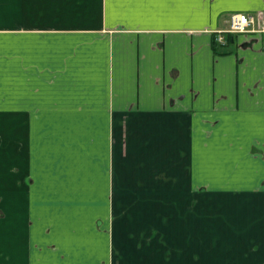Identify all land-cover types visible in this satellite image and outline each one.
Segmentation results:
<instances>
[{
    "label": "crops",
    "instance_id": "1",
    "mask_svg": "<svg viewBox=\"0 0 264 264\" xmlns=\"http://www.w3.org/2000/svg\"><path fill=\"white\" fill-rule=\"evenodd\" d=\"M264 0H0V264H264Z\"/></svg>",
    "mask_w": 264,
    "mask_h": 264
},
{
    "label": "built area",
    "instance_id": "2",
    "mask_svg": "<svg viewBox=\"0 0 264 264\" xmlns=\"http://www.w3.org/2000/svg\"><path fill=\"white\" fill-rule=\"evenodd\" d=\"M227 27L213 32V43L222 50L228 43L229 36L237 33H260L264 36V15L232 12L227 19Z\"/></svg>",
    "mask_w": 264,
    "mask_h": 264
},
{
    "label": "trees",
    "instance_id": "3",
    "mask_svg": "<svg viewBox=\"0 0 264 264\" xmlns=\"http://www.w3.org/2000/svg\"><path fill=\"white\" fill-rule=\"evenodd\" d=\"M229 39H230V36H229ZM213 50L217 54H226L227 53V51L226 52L225 51H219V49L216 48L214 43H213Z\"/></svg>",
    "mask_w": 264,
    "mask_h": 264
}]
</instances>
